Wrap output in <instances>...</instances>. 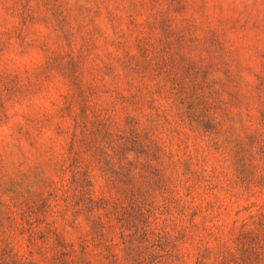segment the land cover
I'll return each instance as SVG.
<instances>
[{
  "label": "rangeland",
  "instance_id": "1",
  "mask_svg": "<svg viewBox=\"0 0 264 264\" xmlns=\"http://www.w3.org/2000/svg\"><path fill=\"white\" fill-rule=\"evenodd\" d=\"M0 264H264V0H0Z\"/></svg>",
  "mask_w": 264,
  "mask_h": 264
}]
</instances>
